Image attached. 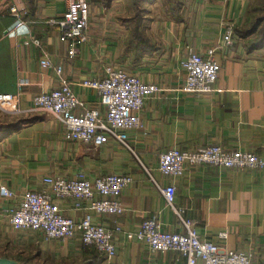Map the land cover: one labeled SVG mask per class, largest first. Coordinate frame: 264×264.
<instances>
[{
	"label": "crops",
	"instance_id": "0c3cea01",
	"mask_svg": "<svg viewBox=\"0 0 264 264\" xmlns=\"http://www.w3.org/2000/svg\"><path fill=\"white\" fill-rule=\"evenodd\" d=\"M87 1L88 42L72 47L62 40L58 26L48 24L64 16L66 0H0V94L17 95L20 80L28 81L20 95L21 117L0 118V189L7 187L14 194L8 199L0 193V234L7 237L0 258L18 264H187L179 252H154L127 237L147 219L160 222L165 231L185 232L159 189L172 185L175 207L194 222L202 240L249 253L263 263L264 170L187 165L182 176L174 177L159 168L160 155L173 149L221 146L264 159V22L255 28L264 18V0H148L141 26L137 11L144 8L132 0ZM13 8L20 11L23 28L16 29ZM230 28L232 44L227 43ZM190 49L204 58L214 50L220 72L213 92H183L182 63ZM45 54L55 68H63L62 75L42 68ZM108 67L123 68L160 89L140 113L141 127L128 132L138 157L116 142L94 149L69 141L60 121L34 108L35 97L63 81L72 84L89 108H97L98 92L82 82L102 78ZM110 174L132 177L118 196L123 215L77 210L71 198H54L53 203L76 221L89 214L96 224L112 230L120 226L113 259L84 245L80 236L46 242L41 232L10 225L9 209L27 192L50 191L46 178L84 175L94 180Z\"/></svg>",
	"mask_w": 264,
	"mask_h": 264
},
{
	"label": "built area",
	"instance_id": "2783aa9c",
	"mask_svg": "<svg viewBox=\"0 0 264 264\" xmlns=\"http://www.w3.org/2000/svg\"><path fill=\"white\" fill-rule=\"evenodd\" d=\"M67 11L59 20H50L56 25L65 42L83 45L88 42L90 6L87 0H66ZM18 18L16 29L26 23L20 19V11L12 9ZM233 31L230 28L227 43L232 44ZM40 45L39 42H35ZM214 50L206 58L190 49L182 63L186 72L183 92L190 95L208 94L214 91L218 81L220 66L213 59ZM40 65L44 69H55L62 75L63 68H55L49 56L45 54ZM28 85L27 80H20L19 94H0V110L6 113H22L20 95ZM72 84L63 81L61 86L50 93L41 94L34 99V108L52 114L66 128L67 140L99 149L116 142L135 157L137 153L129 143L128 132L141 127L140 113L146 102L160 91L154 84L144 82L129 74L123 68L108 67L100 79H86L82 86L98 92L100 105L89 108L72 90ZM211 165L223 169L264 170V159L247 151L225 150L221 146H208L197 151L178 149L163 152L160 155L159 170L163 175L180 177L186 166ZM153 180V178H152ZM49 185V192H27L19 204L9 209L10 225L22 231H37L44 236V241H66L80 236L84 245L94 247L108 260L117 255L115 237L122 232L120 226L114 230L93 222L91 215L76 221L66 217L53 203L54 198H71L77 210H90L100 216L123 215L126 211L118 196L132 182V177L110 174L90 180L84 175L75 179L49 177L44 180ZM154 184H158L153 180ZM159 187V186H158ZM166 205L178 215L185 228L183 233L165 231L162 224L153 219L145 220L136 233H128L131 240L146 243L154 252H179L187 264H264L253 260L246 252L226 250L221 246L204 241L194 222L183 217V211L175 207L176 187L160 188ZM3 197L11 199L13 192L1 187Z\"/></svg>",
	"mask_w": 264,
	"mask_h": 264
},
{
	"label": "trees",
	"instance_id": "16d2710c",
	"mask_svg": "<svg viewBox=\"0 0 264 264\" xmlns=\"http://www.w3.org/2000/svg\"><path fill=\"white\" fill-rule=\"evenodd\" d=\"M148 0H132V2H135L134 4H135V7H139V9L141 8V9H143L144 8V3L145 2H147ZM148 11H146L145 10V8L143 9V12L142 11H137V19H139L138 20V26H141L142 25V22H143V18H144V16H145V14L147 13ZM264 22V18H260L255 24V28L260 24V23H263ZM248 33V32H247ZM250 33V32H249ZM136 36L139 38H137L138 40H140L141 41V43H143V41L145 40L144 39V36L143 35H141L139 32H138V34H136ZM16 127V125L15 126H13L12 128H15ZM26 264H32L31 262H28V263H26Z\"/></svg>",
	"mask_w": 264,
	"mask_h": 264
},
{
	"label": "rangeland",
	"instance_id": "374dc122",
	"mask_svg": "<svg viewBox=\"0 0 264 264\" xmlns=\"http://www.w3.org/2000/svg\"><path fill=\"white\" fill-rule=\"evenodd\" d=\"M104 2V3H108L110 0H101L100 2ZM131 1V0H130ZM120 2H123V0H121ZM125 3H126V1H125ZM132 4V3H131ZM147 8V10H148V7H146ZM147 14H148V12H147ZM24 112H22V113H16V114H13V113H6V112H3V111H1L0 110V118H19V117H21V115L23 114ZM2 236V234H0V255H3V252H4V250L6 249V245L5 244H7V243H5L4 242V240L3 239H5V240H7V237H5V238H3V237H1ZM3 248V249H2ZM17 262V261H16Z\"/></svg>",
	"mask_w": 264,
	"mask_h": 264
},
{
	"label": "water",
	"instance_id": "95a60500",
	"mask_svg": "<svg viewBox=\"0 0 264 264\" xmlns=\"http://www.w3.org/2000/svg\"><path fill=\"white\" fill-rule=\"evenodd\" d=\"M0 264H18V263L14 260H10L7 258H0Z\"/></svg>",
	"mask_w": 264,
	"mask_h": 264
}]
</instances>
